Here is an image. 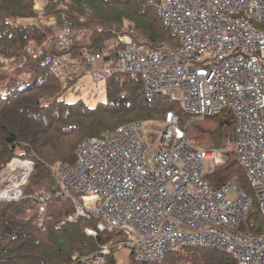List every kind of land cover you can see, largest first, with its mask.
<instances>
[{"label": "built area", "instance_id": "built-area-1", "mask_svg": "<svg viewBox=\"0 0 264 264\" xmlns=\"http://www.w3.org/2000/svg\"><path fill=\"white\" fill-rule=\"evenodd\" d=\"M52 0H34V17L21 24H44ZM161 25L178 41L176 49L151 48L121 35L101 52L72 56L68 26L38 45L24 49L23 60L43 59L63 87L82 76L99 85L114 74L140 77L145 97H167L184 114L204 118L228 110L235 119L232 139L221 148H195L177 127V117L163 122L132 123L98 138H85L75 166L57 164L53 196L69 199L65 221L92 215L96 229L122 232L118 251L142 263L160 262L185 247L216 249L237 264H264V236L240 230L252 199L236 179L218 188L205 176L233 155L252 185L264 220V0H148ZM100 32V30H98ZM156 134H146L147 128ZM10 179L16 189L0 190V201L19 200L33 163L12 159ZM11 160V161H12ZM8 168V166H7ZM38 218V226H42ZM110 247L75 264H104ZM122 255V254H121Z\"/></svg>", "mask_w": 264, "mask_h": 264}, {"label": "trees", "instance_id": "trees-1", "mask_svg": "<svg viewBox=\"0 0 264 264\" xmlns=\"http://www.w3.org/2000/svg\"><path fill=\"white\" fill-rule=\"evenodd\" d=\"M67 1L70 3L51 1L43 13L48 23L21 24L17 22L34 17L33 0H0V173L14 158L33 163L26 183L19 187L21 198L0 201V264H75L106 245L110 254L104 264H237L222 251L200 247L173 251L157 263L138 262L128 254L126 262L120 263L117 253L126 239L124 233L88 235L85 230L96 229L98 219L88 215L66 222L67 214L73 211L69 199L53 196L44 204L34 200L39 190L55 191V166H75V152L85 138L100 139L132 123L163 122L172 112L186 139L195 148L210 150L232 139L236 125L228 110L195 118L184 114L178 103L167 97L147 99L140 77L122 74L104 81L105 102L92 108L78 101L66 103L63 94L76 79L63 89L43 59L23 60L27 46H38L57 35L65 23L74 34L68 51L73 56H80L82 50L101 52L121 35L130 36L134 43L139 38L151 48L174 50L178 46L148 0ZM233 179L242 190L248 182L233 155L205 176L214 188ZM253 211L252 203L240 230L262 235L264 220ZM42 213L44 221L39 227Z\"/></svg>", "mask_w": 264, "mask_h": 264}, {"label": "rangeland", "instance_id": "rangeland-1", "mask_svg": "<svg viewBox=\"0 0 264 264\" xmlns=\"http://www.w3.org/2000/svg\"><path fill=\"white\" fill-rule=\"evenodd\" d=\"M33 2H34V0H33ZM65 3L69 4L70 2L65 0ZM65 26L69 27V24L65 23L60 32L63 31ZM69 30L71 32V36L73 39V35H74L73 31L71 30L70 27H69ZM72 44L66 50V52H68L71 49ZM68 53H70V52H68ZM23 57H24V52H23ZM105 87H106V84L104 82L99 84V85H96V84L92 83L90 77L82 76V77L74 80L73 82H71L67 88L62 86L63 89L66 88V91L63 94V99L66 103H73V102L78 101L83 106H85L87 108H92V107L96 106V104H98V103L105 102V100H106ZM144 125H146V124H144ZM145 133L158 135L160 133V131L158 129L152 127V128H147ZM19 152H17V153H19ZM14 159H18L21 162L23 161L22 159H19V158H14ZM13 162L14 161L12 160L9 162V164H12ZM11 171L14 172V169L11 170V167L8 165V168H6L3 172L0 173V182H1V186L3 189H11V191H14L16 189V185L19 183V179L17 178V180H15V181L11 180L10 175H8L9 173H11ZM240 178L242 179L241 176H240ZM243 190L252 199V203L254 204L253 213L258 212L260 214L258 199H257L256 193H255L252 185L249 182H247V184L244 186ZM42 191H44V190H39V191L35 192L34 196L35 195L39 196L40 192H42ZM40 217L43 219L44 213H42V215H40ZM262 229H263V232L261 234L264 236V223L262 224ZM125 256H126L125 253H121V252L117 253V257L119 258L120 263H125V261H126Z\"/></svg>", "mask_w": 264, "mask_h": 264}]
</instances>
